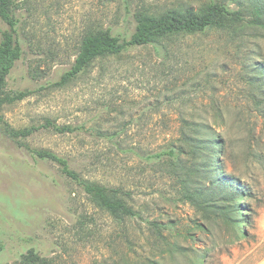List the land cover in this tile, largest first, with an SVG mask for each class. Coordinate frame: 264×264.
<instances>
[{
	"label": "rangeland",
	"instance_id": "374dc122",
	"mask_svg": "<svg viewBox=\"0 0 264 264\" xmlns=\"http://www.w3.org/2000/svg\"><path fill=\"white\" fill-rule=\"evenodd\" d=\"M210 1L13 0L23 55L4 95H27L0 111V264L30 249L47 264H256L264 257V28L244 40L219 30L179 36L164 62L152 46L134 47L57 84L92 29L130 37L142 6L198 12ZM216 1L237 7V0ZM8 28L0 19V40ZM191 115L213 123L225 141L224 152L215 147L216 170L195 168L181 136ZM47 119L79 128L58 133ZM8 126L33 132L12 138ZM99 130H122L127 150ZM172 145L177 157L156 156ZM30 149L51 150L84 177L130 191L140 216L114 217L58 163ZM235 194L243 214L232 211Z\"/></svg>",
	"mask_w": 264,
	"mask_h": 264
},
{
	"label": "trees",
	"instance_id": "16d2710c",
	"mask_svg": "<svg viewBox=\"0 0 264 264\" xmlns=\"http://www.w3.org/2000/svg\"><path fill=\"white\" fill-rule=\"evenodd\" d=\"M12 3L13 0H0V19L9 25L8 29L2 30L0 40V111L4 103L23 99L27 95V91L4 95L8 75L16 61L23 55L18 31L19 19L13 12ZM236 3L237 7L235 8L230 3L211 0L198 12L193 9L184 11L172 9L161 14H154L147 7L142 6L134 13L136 26L130 37L115 34L110 26L96 27L95 30L92 29L85 34L74 63L61 76L57 84L64 85L71 82L97 59L114 55L119 56L134 47L152 46L155 54L162 58L164 62L168 58L165 52H168L170 45L179 36L219 30L234 40L237 38L243 39L244 36H248L251 30L264 28V0L257 1L254 6H244L239 0ZM249 68H251L250 65ZM3 121L4 118L0 113V122ZM44 126L52 128L58 133L74 132L79 128L70 124H58L50 119H47ZM7 132L12 138L27 137L32 134L33 128L14 129L8 126ZM122 133V130L98 131L99 135L115 142L118 149L127 150L122 146L123 141L118 139L122 137ZM181 136L189 146V152L195 161V168L201 166L207 170L217 169L218 151L215 150V147L219 148V152H224L225 141L218 135L213 123L205 117L196 115H191L189 118L185 117L182 119ZM30 150L32 154L39 158L58 163L66 176L82 185L85 192L114 217L140 216L139 211L128 203V198H132L130 191H124L121 187H109L84 177L80 172L70 167V163L66 158L51 150ZM165 155L171 158L177 157V148L172 145L156 156L162 158ZM148 157L151 159L153 156L149 155ZM200 161L202 162L200 163ZM186 196L189 200H195L196 198L195 192L191 191L187 192ZM238 197L239 195L235 194L233 202H231V204L233 203L231 206H234L232 211H241L243 214V206L240 201H236ZM244 222L245 220L242 219L239 221V225L243 226ZM151 223L157 226L156 223ZM237 228H239L240 234L245 233L242 227ZM3 248L4 245L0 242V251ZM47 263L48 261L33 249L24 253L19 260L14 262V264Z\"/></svg>",
	"mask_w": 264,
	"mask_h": 264
},
{
	"label": "crops",
	"instance_id": "0c3cea01",
	"mask_svg": "<svg viewBox=\"0 0 264 264\" xmlns=\"http://www.w3.org/2000/svg\"><path fill=\"white\" fill-rule=\"evenodd\" d=\"M256 264H264V257L261 260H259Z\"/></svg>",
	"mask_w": 264,
	"mask_h": 264
}]
</instances>
